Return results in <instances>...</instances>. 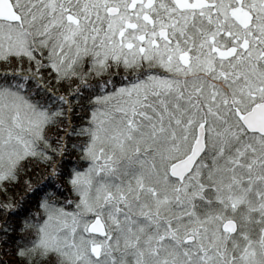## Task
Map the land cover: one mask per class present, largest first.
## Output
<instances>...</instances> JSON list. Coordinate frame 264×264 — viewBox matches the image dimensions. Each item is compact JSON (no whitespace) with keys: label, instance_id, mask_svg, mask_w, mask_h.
Wrapping results in <instances>:
<instances>
[{"label":"snow or ice","instance_id":"1","mask_svg":"<svg viewBox=\"0 0 264 264\" xmlns=\"http://www.w3.org/2000/svg\"><path fill=\"white\" fill-rule=\"evenodd\" d=\"M0 264H264V0H0Z\"/></svg>","mask_w":264,"mask_h":264}]
</instances>
